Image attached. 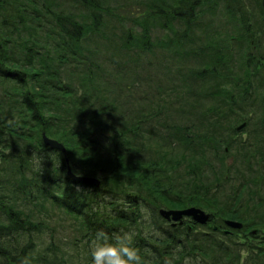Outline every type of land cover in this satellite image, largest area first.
<instances>
[{
  "label": "trees",
  "instance_id": "obj_1",
  "mask_svg": "<svg viewBox=\"0 0 264 264\" xmlns=\"http://www.w3.org/2000/svg\"><path fill=\"white\" fill-rule=\"evenodd\" d=\"M105 1L0 0V119H4L0 120L4 127L0 131V160L5 162L0 165V264H33L41 234L52 228L50 209H61L73 217L76 223L71 224L80 234L66 249L55 246L63 261L75 258L92 264L89 241L98 229H104L108 233L132 232L146 264H244L243 246L248 250L245 264H264V211H252L246 194L239 198L264 179L258 171L264 149L257 144L255 149L241 151L245 145L238 143L236 135L245 127L228 130L236 120L231 115L239 110L232 104L240 97L242 113L259 109L264 131V114H260L264 52L254 53L256 42L264 51L262 31L255 30L257 19L264 20V0H256L258 13L253 22L251 16L238 17L245 4L232 6V0L137 3L134 7L147 4L148 14L168 33L158 42L159 48L166 46L178 55L176 62L159 63L151 37L154 23L145 27L135 24L115 39L112 31L107 33ZM205 3H212L210 8L218 11L231 9L230 18L223 15L219 23L230 34L209 38L201 46L208 52L207 68L189 70L192 65L183 61L187 46L181 43L186 38L196 42L194 31L203 26L200 16ZM112 4L118 10L126 7L119 0ZM91 41L93 48L86 44ZM236 49L241 52L234 59ZM190 50L202 54L199 46ZM226 63L230 75L221 73ZM67 65L80 66L71 67L69 73L82 70L86 79L67 74ZM169 66L186 71L173 72ZM203 71L207 74H200ZM207 75L233 82L230 89L222 91L229 103L224 105L223 118L215 121L222 127V131H213L215 135L194 131L189 123L162 122V110L175 107L176 102L170 100L162 102L172 105L160 103V109L157 106L147 115L143 109L138 115L139 109L131 104L129 110L116 105L121 95L147 89L150 96L151 88L181 79L186 81V97L192 86L190 78ZM145 116L157 123L144 127ZM85 131L89 138L83 137ZM141 131H148L150 139ZM44 135L57 138L66 151L47 145ZM94 139L98 144L89 142ZM161 147L167 151L161 153ZM232 148L235 160L229 162ZM244 160L248 165L245 171L239 166ZM68 167L76 176L97 177L100 184L72 178ZM255 194L262 202V196ZM21 195L26 196V205L35 206L27 210L26 205L19 209L9 204L19 202ZM250 197L253 200V194ZM188 206L207 210L209 221L200 224L191 216L174 221L160 213L162 207ZM230 218L242 221V227L228 225ZM63 219L60 217L58 228L65 227Z\"/></svg>",
  "mask_w": 264,
  "mask_h": 264
},
{
  "label": "rangeland",
  "instance_id": "obj_2",
  "mask_svg": "<svg viewBox=\"0 0 264 264\" xmlns=\"http://www.w3.org/2000/svg\"><path fill=\"white\" fill-rule=\"evenodd\" d=\"M146 0H119L120 3H125L126 7L125 9H119L118 8H112V0H106L104 5L106 7V13H107V20H108V30L107 33H111V31L114 33V38L119 39L124 33H126V28H133L136 27L135 24H140L145 27L149 23H154L151 26V37L153 41V46L155 47V57L157 58L158 63L161 61H170V62H176L177 54H174L172 51L166 48V46H163L162 48H159L158 42L162 41L164 38H167V31H164V27L160 23L155 22V18L151 17L148 14V6L147 4H143L141 7H134L137 5V3L145 2ZM240 2L236 0H232V6L239 3H244V8L239 12L238 17H249L251 16V20L253 22L254 16L258 13L256 0H239ZM225 2V1H224ZM205 5V10L201 14V18L203 21V26L197 30H193L196 35V42L193 40V38H186V40L181 43V46L185 47L187 46V51L185 52V56L183 57V61H186L187 64L192 65L189 67V70H195V69H204L207 68L209 61H208V52L201 48L202 45H204L206 42L209 41V38H227L229 37L230 31L222 28L219 23L221 21V17L223 15L229 16V11H225L223 8L218 11V9H212L210 8V5L212 3L203 4ZM203 5L199 8L202 11ZM234 18V17H233ZM178 23H180L179 20H176ZM239 20L231 21L233 23L232 25H236ZM182 24H184L182 22ZM167 28V27H165ZM111 29V30H110ZM262 31L261 33V40L262 44L264 46V20H260V17L255 22V30ZM192 31V32H193ZM259 33L257 32V37H259ZM226 34V37H225ZM108 41L103 40V44H107ZM258 43V50L254 51L256 55L262 54L264 51L261 49V46ZM86 44H89L91 46L92 41L88 42ZM172 45L174 43H171ZM236 43H232L231 45L234 46ZM199 46V51L202 53L199 54L198 51L190 50L191 48ZM92 47V46H91ZM93 48V47H92ZM255 49V48H254ZM229 52L227 48V53ZM240 49L235 50L234 59L238 58L240 55ZM199 54V55H198ZM229 55V54H228ZM223 68L221 70L222 75H230V68L228 67L227 63L223 64ZM66 72L67 74L70 72L71 67H78L77 65H67ZM168 68H171L173 72L182 73L183 71H186V69H183L181 67H174L169 66ZM81 69V68H80ZM252 72H255V70H252ZM233 71V69H232ZM73 75L77 79H86L87 73H83L82 70L75 71V75L71 72L69 73ZM200 74H207L206 71L201 72ZM71 75H68V78H72ZM253 78L256 80V76H253ZM192 79L190 83H192L191 89L189 90L188 96L183 97L184 94V88L186 86V81H183L182 79L178 82L174 83H168L166 84L163 82V84L157 89V88H151L149 90V95H147V89L142 91L141 93L135 94V95H121L116 98V105L118 109H128L129 105L131 104L132 108L139 109L136 111V113L139 114L141 109L144 110V115H147L149 111L155 110V107L159 106V109L161 106L159 105H172L171 103H163L162 99L170 100L175 103V107L169 108L167 111H163V117L161 119L162 122L169 121L172 123H189L193 125V130H201V131H207V135L211 136L212 134H216L213 131H222V127L217 126L215 121L223 118L224 113V107L226 106L225 103H229V98L225 97L224 95V88L230 89L232 87L233 82L229 78H223V77H212L210 75H207V77L200 79V78H190ZM76 84H79V80H76ZM179 88V89H178ZM167 89H178L176 92H171ZM1 93V91H0ZM8 98V97H7ZM143 98V99H141ZM242 99L239 97L238 102L236 104H232L234 107H238V111L234 112L231 117L236 118V120H233V127L228 128L229 131H234L233 128L239 129L242 126L245 127L243 131H237L236 138L239 140L238 143H242L241 145H245L244 147L241 146V151H249L252 149H255L256 145L259 144V148L264 149V131H262V124L261 119L259 115V109H257L254 113L248 112V113H242L241 109V102ZM108 102L110 103L111 100L108 99ZM140 102V103H139ZM150 102V103H149ZM178 102H186L189 105H178ZM148 104V105H147ZM147 105L146 107H144ZM225 105V106H224ZM249 106V105H248ZM20 111L18 109L15 112ZM85 113L93 114L92 112H88V110L84 111ZM218 113V114H217ZM132 112L129 111V115H131ZM160 114V113H159ZM217 114L214 118H212L213 115ZM260 114H264V104L261 103L260 105ZM252 116L254 117L252 119ZM143 118V117H142ZM148 116H145V124L144 127L153 126L155 123H157V119H148ZM0 120H4L3 118ZM248 125V126H244ZM101 126V123H100ZM233 129V130H232ZM0 131H4V127L0 125ZM247 131V132H245ZM144 135L147 136L148 131H141ZM107 133V132H105ZM260 133V134H259ZM256 134V135H255ZM90 133L88 131H85V135L83 137L89 138ZM259 136V137H258ZM148 137V136H147ZM150 139V137H148ZM57 139V138H55ZM58 140V139H57ZM244 140V141H243ZM103 141V140H102ZM145 141L146 138H145ZM90 143L98 144L96 140H89ZM237 143V144H238ZM101 143H99L100 145ZM236 145V144H234ZM102 146V144H101ZM167 151L166 148L161 147V153H165ZM235 149L232 148L228 151V154L230 156L229 162H234L235 155H234ZM146 156V153L145 155ZM5 163L4 161L0 160V165ZM254 164L256 161L254 160ZM258 171L259 173H262L264 176V155L258 159ZM6 164L5 166H7ZM4 166V167H5ZM239 166L243 168V171L246 170V161H242L239 163ZM12 166H9V169ZM255 192H258L262 196V202L259 201V198L257 197V194ZM247 195V199L251 201L252 207L254 209L255 213H262L264 211V179L257 181V183L252 186V188L246 189L243 193H241L242 196L239 198H242L243 195ZM251 194H253V200H251ZM18 196V195H16ZM25 195H21L18 201H11L9 204L15 208V205L17 208H19V205H26ZM27 206V210H30V207H34L35 205L33 203H29ZM20 209V208H19ZM63 210L59 209H53V210H47V213L53 217V220L49 223L51 225V229L47 230V233H42L39 239V246L37 249L33 252H36L35 260L32 259L33 264H42L41 260L47 259L49 263L46 262V264H85V262L81 259V262L79 263L75 258H67V261H63L61 258V254L59 250L55 249V246L67 248L72 242L80 235L77 227H75L74 224H71V222L76 223L75 219L64 212ZM207 211V210H206ZM208 212V211H207ZM44 216H48L45 214ZM60 217H64L63 222L66 224L65 227L58 228V223ZM230 220H233L230 218ZM79 223V221H77ZM264 233V230H263ZM241 244V243H239ZM239 250H242L241 245H237ZM243 258L242 261L245 264L248 257V250L245 246H243ZM246 264H251L250 261H248Z\"/></svg>",
  "mask_w": 264,
  "mask_h": 264
},
{
  "label": "clouds",
  "instance_id": "obj_3",
  "mask_svg": "<svg viewBox=\"0 0 264 264\" xmlns=\"http://www.w3.org/2000/svg\"><path fill=\"white\" fill-rule=\"evenodd\" d=\"M89 248L92 264H146L130 231L108 233L98 229L89 241Z\"/></svg>",
  "mask_w": 264,
  "mask_h": 264
},
{
  "label": "water",
  "instance_id": "obj_4",
  "mask_svg": "<svg viewBox=\"0 0 264 264\" xmlns=\"http://www.w3.org/2000/svg\"><path fill=\"white\" fill-rule=\"evenodd\" d=\"M44 142L52 148H57L62 151H65L64 144L56 139L49 138L44 135ZM68 173L72 178L77 179L79 181L93 184L95 186H98L100 184V180L95 177L75 176L70 169H68ZM160 213L167 219H172L174 221L181 220L183 216H192L197 222L202 224L207 223L210 218V214L208 212L196 206H190L182 209L161 208ZM226 223L232 227H242V223L240 221L226 220Z\"/></svg>",
  "mask_w": 264,
  "mask_h": 264
}]
</instances>
